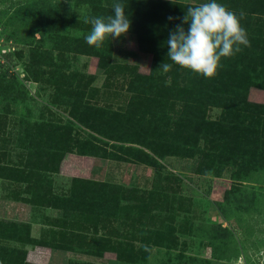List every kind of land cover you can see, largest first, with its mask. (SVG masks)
Wrapping results in <instances>:
<instances>
[{
	"label": "rangeland",
	"instance_id": "1",
	"mask_svg": "<svg viewBox=\"0 0 264 264\" xmlns=\"http://www.w3.org/2000/svg\"><path fill=\"white\" fill-rule=\"evenodd\" d=\"M115 2L131 21L153 5L0 0L1 189L49 206L54 228L39 238L70 251L61 264H264V68L242 46L243 61L222 59L213 78L158 69L180 19L89 46L85 18ZM217 2L244 11L247 28L264 23V0ZM68 154L92 162L90 179L57 176ZM73 178L86 181L75 206L54 209ZM14 223L0 219V264H28L1 239L7 227L22 235Z\"/></svg>",
	"mask_w": 264,
	"mask_h": 264
},
{
	"label": "clouds",
	"instance_id": "2",
	"mask_svg": "<svg viewBox=\"0 0 264 264\" xmlns=\"http://www.w3.org/2000/svg\"><path fill=\"white\" fill-rule=\"evenodd\" d=\"M125 8L123 3L115 2L111 15L85 18L84 23L91 25L84 36L85 42L99 48L107 38L126 36L132 21L125 14ZM245 16L244 11L237 13L217 0L188 6L183 17L169 16L170 21L180 19L182 23L176 25L165 41L171 63L163 62L158 69L168 72L175 64L205 78H213L223 66L222 59L240 53L242 46H251L247 30L241 24Z\"/></svg>",
	"mask_w": 264,
	"mask_h": 264
},
{
	"label": "trees",
	"instance_id": "3",
	"mask_svg": "<svg viewBox=\"0 0 264 264\" xmlns=\"http://www.w3.org/2000/svg\"><path fill=\"white\" fill-rule=\"evenodd\" d=\"M141 2H145L146 4L147 3L153 4L147 13L144 12V10H145V8H144L143 9L144 14L139 12V13H137V15H132V17H131L132 23L134 24V26L136 25L137 29L139 28L142 33H146L147 31H150L151 27L162 26V22L165 21L169 16L172 17L173 15H177L180 12L186 13V8L188 7L186 5H181L179 3H162V2L157 1V0H133L132 4H139ZM142 5H144V4H142ZM162 5H164V6H162ZM148 7H150V6H148ZM170 10H173V11H170ZM174 10H176V11H174ZM128 15H130L129 10H127V16ZM247 19H248V15L246 14L245 18L243 20H241V24L247 30L248 38H249L250 43H251V46L247 47L245 49H246V51H248V55H249L250 59L252 60V62L254 64L258 63L260 65L259 69L262 70L264 68V23L263 22H256L255 23L254 22L252 27L247 28V26L245 25L249 20V19L248 20ZM243 56H244L243 51H241L240 53H238L234 56V57H236L234 59H238V62H240V61H243ZM2 57H3L4 63H8L11 61L10 53H5L2 55ZM226 61H227L226 65H228L229 60L226 59ZM226 69H227V67H225L223 73L226 71ZM214 100L218 101L217 99H214ZM56 171L57 170L55 168L53 171L49 169V171L43 170L41 172H44L47 175V173H49V172L55 173ZM73 179H75V180H71L72 182L70 184V186H71V189L69 190L70 192L69 193L67 192L68 195H65V196L63 195V196H61V198H59L60 196H55V194H54L55 191L53 189L52 183L46 185L48 187H51V189L47 192H51V195L54 194L53 196H55V198L51 197L50 200L51 201H54V200L57 201V206L53 205L54 209L60 211L61 206H63V208H65L66 206H70V205L75 206L74 201L72 200L73 196L71 195V193L73 192V189H75V187L78 184L85 183L86 181H84V179H80V178H73ZM35 185L36 184L34 183L33 184L34 188L31 191V193H34L36 195L37 192L35 190ZM41 192H42V194L44 193V191L40 190V193ZM40 193H39V195H40ZM24 195L26 196V194H24ZM45 197H48V196H45ZM9 198L14 199V197H11V195ZM15 199H17L16 201L22 200V202L29 204L32 207V209L33 208L34 209H41L42 207H48L49 208V206H44L40 203L34 202L37 199L35 198V200H32L30 194L27 195L26 201L22 198H15ZM11 223L12 224H10V226L15 225L14 222H11ZM18 224H21V223H18ZM21 225H22L21 228H25L22 235L14 233L12 230H9L10 227H7L4 230V237H2L1 239H4L5 241H8L10 243H12V241H13V242L17 243L18 245H21L22 248L24 245H30V246H38L39 245V246L48 247L50 249H62L61 246H56L54 244V242L43 241V240H39V239L37 240L34 238H31V239L24 238V236H26L27 233L29 235V225L28 224H21ZM19 235H21L22 238ZM8 250L9 249H4V251H5L4 255L5 256H6V253ZM10 250H13V249H10ZM10 250L8 252H14V253L18 252L16 254H19V260L21 262L24 261L25 253H24L23 249L18 250V251H10ZM4 251H2V252H4ZM16 254H13V255L11 254L9 256L14 257ZM5 261H6V258H5ZM8 261L10 262V260H8Z\"/></svg>",
	"mask_w": 264,
	"mask_h": 264
},
{
	"label": "crops",
	"instance_id": "4",
	"mask_svg": "<svg viewBox=\"0 0 264 264\" xmlns=\"http://www.w3.org/2000/svg\"><path fill=\"white\" fill-rule=\"evenodd\" d=\"M93 167L94 165L92 162L87 163V160L80 161L77 159V157H73L72 154H68L64 157V160L60 166L61 169L59 168L57 176L64 177V180L65 177H80L84 179H90L91 170ZM5 194L8 195V197L4 198ZM9 197L10 194L0 187V219L28 224L30 236L34 239L43 237L47 230H52L54 228H52L53 223H48V220L43 218L46 215L51 216V212L47 213V211L42 212L40 209H32L29 204L22 201H13ZM53 213L56 214L55 216L59 215L57 212ZM39 239L51 242L48 238ZM23 250L25 253L24 262L28 264H61V259H66L71 254L70 251L50 249L48 247L39 245H24Z\"/></svg>",
	"mask_w": 264,
	"mask_h": 264
}]
</instances>
